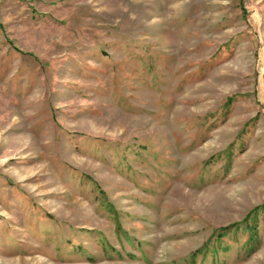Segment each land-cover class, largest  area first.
<instances>
[{
  "label": "rangeland",
  "instance_id": "rangeland-1",
  "mask_svg": "<svg viewBox=\"0 0 264 264\" xmlns=\"http://www.w3.org/2000/svg\"><path fill=\"white\" fill-rule=\"evenodd\" d=\"M0 264H264V0H0Z\"/></svg>",
  "mask_w": 264,
  "mask_h": 264
}]
</instances>
